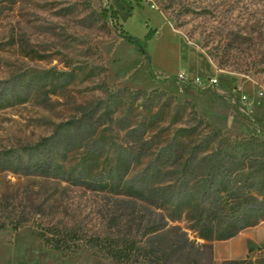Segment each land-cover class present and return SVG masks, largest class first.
<instances>
[{
  "label": "rangeland",
  "instance_id": "rangeland-1",
  "mask_svg": "<svg viewBox=\"0 0 264 264\" xmlns=\"http://www.w3.org/2000/svg\"><path fill=\"white\" fill-rule=\"evenodd\" d=\"M108 2L148 61L117 36ZM196 76L217 84L199 88ZM214 134L264 135V0H0V162L48 152L85 180L61 183L62 220L101 233L105 196L145 178L157 152ZM255 215L233 214L239 223ZM262 223L243 228L248 241H217L215 255L242 258L247 242L248 255L264 254ZM0 264L108 263L85 245L71 254L45 246L24 225L0 229Z\"/></svg>",
  "mask_w": 264,
  "mask_h": 264
},
{
  "label": "trees",
  "instance_id": "trees-1",
  "mask_svg": "<svg viewBox=\"0 0 264 264\" xmlns=\"http://www.w3.org/2000/svg\"><path fill=\"white\" fill-rule=\"evenodd\" d=\"M104 11L114 20L117 36L134 43L148 61L144 43L122 29L112 4ZM0 165V173L15 176L14 181L0 177V229L27 225L43 245L64 254L85 245L108 264H264V254L212 256L215 241L264 222V135L236 141L214 134L193 147L157 152L145 178L105 196L109 205L101 233H87L77 222L61 219L69 215L64 199L68 187L61 183L85 180L65 173L48 152L25 160L5 157ZM29 178L40 186L34 190L21 183ZM238 211L256 215L239 223L233 216Z\"/></svg>",
  "mask_w": 264,
  "mask_h": 264
},
{
  "label": "crops",
  "instance_id": "crops-1",
  "mask_svg": "<svg viewBox=\"0 0 264 264\" xmlns=\"http://www.w3.org/2000/svg\"><path fill=\"white\" fill-rule=\"evenodd\" d=\"M199 77H207V76H199ZM261 224H263V223H262V222H261V223H258V224H256V225L250 226L249 228L256 227V226L261 225ZM249 228H248V229H249ZM241 236H244V237L247 239V241H248L249 234H247L246 230H243V229H242L241 231H239L238 233H236L234 236H232V237H230V238H227V239H225V240H220V241H233V240H235V239H237V238H239V237H241ZM216 242H217V241H215V242L213 243V245H212V254H213L214 259H216V260H221L220 257H217V256L215 255V243H216ZM248 248H249V245H248V242H247V243H246V250H245L244 253H243V257L249 254V253H248V250H249Z\"/></svg>",
  "mask_w": 264,
  "mask_h": 264
},
{
  "label": "built area",
  "instance_id": "built-area-1",
  "mask_svg": "<svg viewBox=\"0 0 264 264\" xmlns=\"http://www.w3.org/2000/svg\"><path fill=\"white\" fill-rule=\"evenodd\" d=\"M180 79H181V75H180V77H178V81ZM190 82H192L193 84H195L199 88H206V87L215 86L217 84V79L214 77H211V76H207V77L196 76L193 79H191ZM186 83H189V82H186Z\"/></svg>",
  "mask_w": 264,
  "mask_h": 264
}]
</instances>
